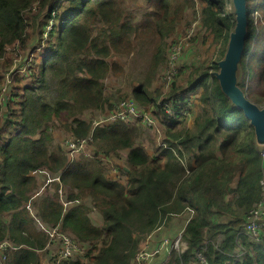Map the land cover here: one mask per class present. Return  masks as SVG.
Returning a JSON list of instances; mask_svg holds the SVG:
<instances>
[{"label": "trees", "instance_id": "trees-1", "mask_svg": "<svg viewBox=\"0 0 264 264\" xmlns=\"http://www.w3.org/2000/svg\"><path fill=\"white\" fill-rule=\"evenodd\" d=\"M63 1L0 0V59L8 46L18 43L26 47L38 33V45L43 46L45 53L33 82L19 95V109L0 129V242L7 239L18 246L8 253L5 264H41L38 251L46 246L47 238L35 230L30 211L21 209L30 201L43 221L61 224L75 239L89 244L87 264H131L150 235L164 225L170 232L174 218L182 214L187 215V221L174 234L182 233L187 249L183 253L172 250L168 264H264V238L254 242L244 231L245 216L262 194L264 141L244 111L222 91L215 73L220 70L218 62L224 58L236 26V14L228 9L232 0H148L152 10L140 24L132 18L122 19L118 0H68L69 14L59 25L51 19L60 16L57 11ZM197 2L204 5L202 25L213 34L220 57L209 67L198 68V77L187 85H179L177 78L168 94L178 96L202 89V108L194 127L172 135L183 150L172 140L168 142L170 148L161 146L157 155L151 156L136 143L137 124L117 121L93 131L80 115L112 107L103 80L126 73L122 65L111 59L132 53L136 47L134 39L144 43L146 38L160 37L143 80L132 92L142 105L156 103L160 93L151 87L167 63L170 45L165 49L164 42L184 19L187 9L194 8ZM246 4L247 36L237 84L262 107L264 0H246ZM48 25L51 29L48 40H44ZM179 64L181 71V61ZM38 88L56 95L47 101L36 93ZM54 118L71 120L68 131L77 137L93 133L97 154L112 157L116 151L129 149L128 168L122 170L128 176L127 183L111 178L99 160L83 156L69 162L61 144L56 150L48 148L47 125ZM8 125L11 130L16 127L10 136L6 133ZM38 129L42 136L32 138ZM43 169L59 174L60 182L54 180L41 192L33 191L38 178L31 172ZM61 185L67 190L68 200H80L66 211L59 200ZM35 195L41 197L39 201ZM92 205L99 207L101 226L91 216ZM2 211H14L7 226L1 221ZM240 242L245 249L241 259L237 257ZM199 252L206 262L199 260ZM59 264L82 263L78 259Z\"/></svg>", "mask_w": 264, "mask_h": 264}, {"label": "built area", "instance_id": "built-area-1", "mask_svg": "<svg viewBox=\"0 0 264 264\" xmlns=\"http://www.w3.org/2000/svg\"><path fill=\"white\" fill-rule=\"evenodd\" d=\"M56 11L53 12L55 16ZM54 20L53 18L51 19ZM191 27L187 29L185 36L186 39L192 38L196 33L198 20L190 24ZM186 39H180L173 42L168 48L167 63L162 71L160 80L162 84V93L156 104L145 106L140 104L134 97H127L117 102H112V107L100 110L95 109L90 111V117L87 120L94 131L96 127L104 124H111L117 121L125 123H134L142 125L145 128H151L156 131L160 146L170 148L164 134L163 129H174L179 123L187 120L193 114L194 100L191 95H178L168 96L172 91L174 82L179 76L180 71V57L184 51V41ZM11 46H8V49ZM12 51L15 55L13 57L14 64L12 67L2 72L0 81V129L6 121L12 119L13 111L19 109V93L21 87L19 86V79H30L33 82V76L37 73L35 67L37 55L44 53L43 46H38L35 50L29 51L26 55L23 54L22 49L18 43L12 45ZM35 51V52H34ZM34 52V53H33ZM29 54H31L29 56ZM21 61V62H20ZM20 62V64H18ZM21 88V89H20ZM193 97V98H192ZM174 125V127H172ZM93 133L86 137H77L73 132L65 137L62 146L64 151L69 157V162L76 160V157L83 155L97 159L99 161H106L109 169L113 173L119 174V167L111 156H107L103 153H96L93 145ZM180 150H183L179 140L174 141ZM264 161V149L262 151ZM48 170H39L34 173H47ZM59 181L60 177H47V185L51 181ZM261 197L253 205V207L247 212L245 216L244 231L246 235L254 242H261L264 238V177L260 180ZM66 189L61 185L58 193L60 203L63 205L66 211L74 204L80 203V200L70 201L67 198ZM41 192V190H40ZM38 192L37 195L40 193ZM36 195L34 196V198ZM31 201L27 203V209L32 213L34 221L38 230L46 235L47 243L44 249L52 251V262L59 264L65 260H81L82 264H87V253L89 250V244L80 242L63 230L61 224L50 225L43 221L36 211H31ZM151 238L148 239L140 246L135 254V257L131 264H150L153 261L154 256L161 254L163 250L166 253L163 254L164 258L157 264H168L171 258L172 250H176L179 253H183L187 249L186 242L182 239V233L175 240H171L169 237H165L159 242L155 243L151 247ZM14 243L10 240H4L0 242V264H5L7 255L11 250L17 249ZM245 255V249L240 242L237 246V257L241 259ZM197 257L201 262H206L204 255L199 252Z\"/></svg>", "mask_w": 264, "mask_h": 264}, {"label": "rangeland", "instance_id": "rangeland-1", "mask_svg": "<svg viewBox=\"0 0 264 264\" xmlns=\"http://www.w3.org/2000/svg\"><path fill=\"white\" fill-rule=\"evenodd\" d=\"M118 1L120 3V11L122 13V16H123L122 19L123 20H126L128 18H132L134 22L140 24V22H142L141 20L143 19L144 15L145 14L147 15L148 12H150L152 10V7L149 4L148 0H118ZM203 6L204 5L201 2H197V5L194 8H191L190 9L191 11H189V13L186 11L184 19L181 21V23H179L177 28H175V31H173L172 35L168 36L164 42L165 43L164 47L166 49V48H168V45H170L171 43L179 41L180 39H186L185 36L183 37V35H185V33L187 32V29H189V27H191L190 24L192 22L198 20L197 30H196V33H194V35L192 36V39L189 38V39H186V41H184V45H185L184 51L182 52L181 57H180V61H182L181 62V71H180V75L178 76L179 80L182 82H186L187 79H189L190 77L193 78L196 75L198 76L199 75L198 74L199 72H197L198 67H199V69L203 70V69L209 67L212 62L218 60L220 57V53H219L220 47L215 45L214 43H212L211 40L207 39L206 34H210V33L202 25L201 16H202ZM70 8H71V5L69 4L68 0H64L62 5L60 6L59 10L57 11V12H59L60 16L58 15L59 17L57 19H54V21H58L59 25H60L63 18H65V16L67 14H69L68 10ZM255 8H257V7L255 6ZM228 9L233 11L234 13L236 12V5H235L234 0H232V2L228 5ZM187 10H189V9H187ZM254 15H255L256 19H258L259 13L257 11L254 12ZM50 25H51V23H50ZM50 25L45 26L44 40H48V36H49L48 31L51 29ZM40 29H39V31H40ZM235 29L236 28L233 29L232 33L235 32ZM55 35H56V33H55ZM40 36H41L40 33L35 34V37L32 36L31 39L29 40V42L32 44L38 43L39 40L37 42V39H39ZM54 39H55V36H54ZM159 40H160L159 36L152 37V39L146 38L144 43H141V41L138 42V40L136 41L134 39V42H135L134 44L136 47L132 53L128 54V56H125V55L115 56L111 59V61L115 60L116 62H118L120 65H122L126 69V73H124L120 76L115 77L113 75H109L108 77H106L103 80L105 82V86H106L105 94L108 96H111L112 100H114V103L117 102V100H121L123 98L133 97V94H132L133 87L136 84H139V82H141L143 80V78H144L143 74L146 73V71L148 70V66L150 65V62H151L150 58L154 53V44L156 45ZM188 45L191 46L192 51L190 53H188L187 52L188 49H186ZM38 46H40V45H36L35 48H33L29 51L35 50ZM11 49L12 48H9V54L6 56L5 61H2V59H0V76H1V72H5V71L9 70L12 67V65L14 64L12 59L15 55L12 54ZM10 53L12 54V59H11ZM186 53L190 54V55L187 56ZM30 55L31 54H29V56ZM38 56L39 55H37V57ZM9 59H11V60L8 61ZM44 59H45V57H44ZM20 62H18V64H20ZM8 63H9V65H8ZM164 67L165 66L163 65L161 67V69L159 70V73H158V76L156 77V80L157 79L159 80V78L161 77V74H162ZM240 68L241 67L239 64L237 71H236V83L239 82V79L242 75ZM215 73L217 74V73H219V71H216ZM48 76H50V75H48ZM160 82H161V80H160ZM158 84H159V81H158ZM157 87H156V90H153L152 89L153 85H152L151 89L155 92H160V94H161L162 84L160 83V88L159 87L157 88ZM201 90L202 89H200V91ZM24 91L25 90L21 89V91L19 93L23 94ZM36 93L42 94L43 97L47 101H50L53 98L52 96L56 95V94L54 95V92L50 93V91H48L46 88H42V89L38 88ZM19 97H21V96H19ZM18 103H19V107H20V101H18ZM262 107L264 108V105ZM200 108H202V107H200ZM200 108H199V111H200ZM90 111H94V110H88L83 115L81 114L80 116L82 118L88 120L90 117ZM70 122H71V120H67V121L63 122L60 119L54 118L53 121L47 125V127L49 129L48 130L49 131V139L46 142V145L48 146V148H50L51 150H56L58 144H61V146H62V143L64 142L65 137L69 134L67 125L68 126L72 125V123H70ZM129 124L134 125V123H129ZM8 127H9V125L6 127L7 130H9V131H6V133H8L9 136H10L11 132H16V129H15L16 127L12 126V130L10 129V127L9 128ZM138 127H139V136L137 137L136 143L144 146L143 145L144 141H147V144H150L149 147L151 148V150H154L155 140H154V138H152V136L149 133L151 130L143 127L142 125H138ZM64 130H66V131H64ZM166 130H167L166 128L163 129V131H166ZM37 131H38L37 134L32 138L39 139L42 136L41 135L42 130L38 129ZM8 134H6L5 140L8 139ZM50 135L52 136L51 137L52 139L50 138ZM93 145L95 148L96 146H95L94 142H93ZM62 148L64 151V146H62ZM64 153H66V152L64 151ZM66 155H67V153H66ZM83 156H84V154L79 155L76 157V159H80ZM114 157L116 158V156H112L113 159H115ZM1 158H2V156L0 155V159ZM68 159H69V157H68ZM87 159H90V157H88ZM90 160H97V159L91 158ZM100 162H101L100 166L107 169L108 172H111L109 169V166L106 165L107 164L106 161L103 160ZM161 163L163 164V160H161ZM118 164L117 165L119 167V174L117 177H119L118 179L122 183H126L128 181V176L125 173H122V170L128 168L127 163H126L125 154H123V153L119 154ZM47 173L48 174H46V173H39L38 174L39 184L37 185V187L33 191H35V190H41L42 191L45 189V187L47 186V183H48L47 179L45 180L46 177H51V178L59 177V174H54L53 172H50L49 170ZM63 193L64 194L66 193V195L68 194L67 190H66V192L64 190ZM40 198L41 197L39 196V199ZM90 200H88L89 204H90ZM25 206L27 208V204ZM30 206H31V211L35 212V208H34L32 202H31ZM92 206H93V210L91 211V216H92L95 224L98 226H101L102 220L100 219L99 213H98L99 207L97 205L96 206L98 208H95L94 205H92ZM174 219H175V221H173L174 225L171 226L170 232L168 229H166V227L164 225V226H162V228H160L159 230H157L156 232H154L152 234V238H151V244L152 245H151V247H153L155 245V243H157L160 240H162L163 238H165V236L169 237L171 240L172 239L175 240V238L180 235V234L176 235V234H174V232L175 231L179 232L182 230L185 222L187 221V215L182 214L181 216H178ZM35 224H36V222H35ZM35 230L39 231L38 228ZM164 253H166L165 250H163L161 254L154 256L153 261L150 264H157L159 261H162V259L164 258V256H163ZM41 254H42V256H44L43 253H41ZM41 264H48V263L42 262ZM49 264H54V262H51Z\"/></svg>", "mask_w": 264, "mask_h": 264}, {"label": "water", "instance_id": "water-1", "mask_svg": "<svg viewBox=\"0 0 264 264\" xmlns=\"http://www.w3.org/2000/svg\"><path fill=\"white\" fill-rule=\"evenodd\" d=\"M234 2L236 5V29L231 34L224 58L218 62L220 70L216 75L222 91L244 111L255 126L260 139L264 141V108L249 99L236 83V71L242 59L247 36L248 9L246 0H234Z\"/></svg>", "mask_w": 264, "mask_h": 264}, {"label": "crops", "instance_id": "crops-1", "mask_svg": "<svg viewBox=\"0 0 264 264\" xmlns=\"http://www.w3.org/2000/svg\"><path fill=\"white\" fill-rule=\"evenodd\" d=\"M189 11H191L190 9L189 10H187V12L189 13ZM208 31V30H207ZM209 33L210 34H206V36H207V39L208 40H211L212 41V43H214L213 41H214V37H213V34L209 31ZM34 37H35V35H34ZM38 40L39 39H37V42H38ZM215 44V43H214ZM30 45V46H29ZM36 45H38V43H35V44H32V43H30V42H28V45L26 46V47H20L21 49H22V51H23V54L24 55H26L28 52H29V50H31V49H33V48H35L36 47ZM216 45V44H215ZM190 45H188L187 46V48L186 49H188V53H190L192 50H191V46L189 47ZM11 48H12V46H11ZM11 51H12V49H11ZM194 52V51H193ZM192 52V53H193ZM9 54V49L7 50V52H6V54H5V56H4V58H2V61H5L6 60V56ZM12 54H13V51H12ZM12 54L10 53V56H11V59H12ZM186 55L187 56H189L190 54H187L186 53ZM44 57H45V53H43V54H41V55H39L38 57H37V59H36V64H35V67H36V69H39V67L41 66V64L43 63L42 61H44ZM11 59H9L8 61H10ZM182 62V61H181ZM198 63V62H197ZM8 65H9V63H8ZM184 67V66H183ZM199 68V67H198ZM199 74V73H198ZM198 76L196 75V76H194L193 78H197ZM190 79H192V77H190L189 79H187V83L189 82V80ZM158 81H159V84H158ZM178 84L179 85H187V83L186 82H182V81H180L179 80V77H178ZM32 83V80H30V79H19V86L24 90V88L25 87H27L28 85H30ZM154 84H153V90H156V87L158 86L159 88H160V78H159V80L157 79H155V81L153 82ZM157 87V88H158ZM160 93V92H159ZM161 93H162V91H161ZM200 94H201V91L200 90H198V91H196V92H190V93H188V94H186V95H191V96H193L192 98H193V100H194V108H193V114H192V116L190 117V118H188L187 120H185V121H183V122H181V123H179L174 129H169V128H167V130L166 131H164V134H165V136L167 137V139H166V141H167V143L168 142H172V140H173V142L176 140V139H174L173 137H172V135L173 134H175V133H177V132H180V131H185V130H187V129H192L193 127H194V124H195V119H196V117H197V115H198V113H199V108L202 106V104H201V102H200V99H199V96H200ZM161 95V94H160ZM159 95V96H160ZM160 98V97H159ZM159 98L157 99V101H156V103L158 102V100H159ZM118 101V100H117ZM111 103L112 102H114V100H112L111 99V101H110ZM155 103V104H156ZM149 130H151L149 133H150V135L152 136V138H154V140H155V148H154V150H151V148L149 147V145L150 144H147V141H144V148L147 150V152L151 155V156H154V155H157V152H158V148L159 147H161L160 146V144H159V141H158V136H157V134H156V131L154 130V129H151V128H148ZM65 131V130H64ZM60 143V142H59ZM121 153H123V154H125V158L127 159V156H128V153H129V149H122V150H119V151H116V152H114V154L112 153V156H116V158H115V161H116V163L118 164V161H119V154H121ZM163 159H161V160H163V163L165 162V157H162ZM119 165V164H118ZM263 171H264V166H263ZM38 174L39 173H34V171L33 172H31V175L34 177H37L38 178V180H37V184H39V177H38ZM109 175H110V177L111 178H116L118 175H117V173H113V172H109ZM117 178H119V177H117ZM127 183V182H126ZM9 192H11L10 190H8L7 191V193H9ZM30 194L32 193L31 191L29 192ZM35 199L36 200H38L39 201V196L38 197H35ZM37 201V202H38ZM33 205H34V208H35V210H36V206H35V204H34V202H33ZM24 208H26V206H25V204H23L22 205V207H21V209L23 210ZM21 209H19V210H21ZM27 210V209H26ZM28 211V210H27ZM13 213H14V211H2V213H1V217H2V222H3V225H5V226H7V225H9L11 222H12V219H13ZM29 215H30V213H29ZM31 216V215H30ZM34 226H35V229H37V226H36V224H35V222H34ZM165 237H167V236H165ZM39 252V255H40V260H41V263L42 262H46V263H51L52 262V259H51V257H52V251L51 250H49V249H41V250H39L38 251ZM41 253H43L44 254V256H42V254Z\"/></svg>", "mask_w": 264, "mask_h": 264}]
</instances>
